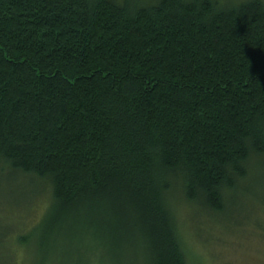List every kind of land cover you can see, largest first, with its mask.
Here are the masks:
<instances>
[{
  "label": "trees",
  "instance_id": "1",
  "mask_svg": "<svg viewBox=\"0 0 264 264\" xmlns=\"http://www.w3.org/2000/svg\"><path fill=\"white\" fill-rule=\"evenodd\" d=\"M253 167L264 0H0V175L50 205L28 230L0 222L4 264H60L75 238L85 264H187L172 205L263 202Z\"/></svg>",
  "mask_w": 264,
  "mask_h": 264
},
{
  "label": "rangeland",
  "instance_id": "2",
  "mask_svg": "<svg viewBox=\"0 0 264 264\" xmlns=\"http://www.w3.org/2000/svg\"><path fill=\"white\" fill-rule=\"evenodd\" d=\"M219 1L229 2V0ZM257 174L264 177V168L259 170L253 167L249 177L252 178ZM250 178L245 186L249 184L251 191L259 194L263 202L238 193L236 208L227 211L229 213L226 216L213 217L212 214L188 203H182L176 214L172 205L177 228L183 236L186 247L187 264H264V184L262 187L252 186ZM32 185L25 182L19 174L16 179L0 175V200H4L2 205L5 207L4 210L0 209L1 223H6L13 229L28 230L38 226L45 219L50 206L47 204L49 195L47 186L45 187V184L43 182L41 184L38 180L35 187H31ZM32 188L37 192L32 194H38L37 197L26 196L25 191H31ZM76 241L77 238L72 240L68 248L69 252L58 251L57 261L61 262L60 264H85L86 259L82 257L86 258L88 255L82 247L74 245ZM59 247L60 244L57 245V249ZM2 250L0 264L7 262L4 259V247ZM130 254L124 256L123 259L127 261L124 262L125 264L130 262L128 258ZM31 256V251H28L17 263L33 264ZM11 261L13 262V259ZM136 261L137 264H142L141 259L137 258Z\"/></svg>",
  "mask_w": 264,
  "mask_h": 264
}]
</instances>
